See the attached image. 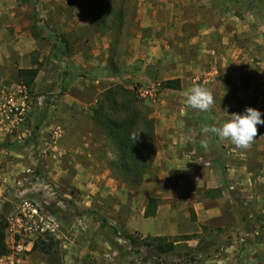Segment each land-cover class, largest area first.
<instances>
[{"label":"rangeland","instance_id":"1","mask_svg":"<svg viewBox=\"0 0 264 264\" xmlns=\"http://www.w3.org/2000/svg\"><path fill=\"white\" fill-rule=\"evenodd\" d=\"M12 1L26 3L28 10L32 12V19H45L46 25L48 20L42 12L43 3H88L91 11L92 8L104 11L107 31L100 28L104 35L97 36L91 30V37L83 38L82 41L68 34V39V35L63 33L64 21L61 18L50 20L51 31L48 37H53L44 40L40 45L48 53L41 66L43 70L53 73V79L59 86L43 92H35L32 87L26 88L27 111L25 121L20 125H4L6 123L2 121L0 111V123L3 125L0 128V150L9 149L10 158L25 165L16 173L20 181L16 180L3 192L4 197L0 198V218L8 223L7 242L10 248L7 255L0 256V264H264V254H257L255 251L250 256L249 251L245 250V243L250 238L264 243V232L257 228L264 227V217L254 210L256 199H246L243 196L245 187L239 185L230 172L231 168L244 161L245 156L225 147L216 152H209L208 149L204 151L197 144L203 141L209 147L208 144L212 140L218 141V137H215L218 139L216 140L211 134L209 139L208 132L202 131L203 134L197 130L183 142L172 141L177 147L172 153L178 156L179 161L174 162V167H166L162 163L164 157H160L159 166L156 167L153 163L141 185L136 187L125 182L113 170L112 162L116 159L117 149L106 136L107 152L99 157H80L82 154L72 156L70 152L59 154L53 148L52 143L61 136V132L57 128L51 131L48 129L55 121V110L61 95L72 87L73 90L78 89V84L85 87L87 83H91L98 86L94 94L101 91L97 94L95 103L105 87L116 84L133 89L136 94L141 86L154 87L156 101L143 102L155 119L156 129L152 141L156 151L155 160L166 149V142L161 138L166 128L159 109L166 97V88L162 86V81L170 74L162 70L163 66L156 61L158 55H149L152 34L156 32H152V27L143 24V18L138 17L141 3L148 0ZM152 1L202 3L200 9L205 10L204 13H208L209 6L214 3L232 15L242 18L254 16L264 21V0ZM79 10L82 14L84 8ZM41 31L43 29L39 32ZM106 35L113 38L107 48L108 71L98 66L105 59V50H98H102L101 38ZM2 42L8 44V41ZM75 44H79L80 51L75 50ZM85 50L92 52L91 57H85L84 52H81ZM8 52L10 50L2 45L0 56L4 58V62L9 57ZM94 54V57L100 59L99 64L88 70L73 66L78 60L94 58ZM2 63L1 61V66ZM5 64L10 65L9 61ZM109 76L114 78L108 79ZM4 81L6 82L0 86V98L3 94L15 92L16 97L21 100L26 94L19 77L14 78L9 74ZM174 98H177V94H174ZM185 120L187 126L184 131L191 134L192 121L188 117ZM203 155L210 158L209 166L199 164ZM253 157L254 155L252 159ZM104 159L107 161H102ZM0 166L2 168L1 163ZM220 179V184L216 185L218 188H215L217 193H210L218 194L224 190L233 199V209L237 215L234 225L219 227L206 220L203 222L206 228L198 236L189 240L183 239V233L189 228L188 219L192 220L190 207H194L197 200L210 197L205 191L212 189L208 187ZM162 193L169 196L159 198L164 204L160 228H166L170 234L167 237L176 240V247L171 253L159 255L150 247L144 246L143 242L148 236L155 235L159 222L142 215L140 210L147 199L155 197L152 195ZM136 201L137 204H134ZM27 203L36 207L37 213L33 214ZM221 203H225L224 198ZM168 206L171 208L168 209ZM250 211L254 212L252 216L249 215ZM170 212L176 215V220L172 216L169 219ZM127 234L136 235L140 244H131L126 238ZM35 241L44 250L34 249ZM234 242L239 244L236 246ZM18 243L24 246L20 252L15 247ZM232 244L236 246L235 254L230 257L227 248ZM243 252L247 254L244 255Z\"/></svg>","mask_w":264,"mask_h":264},{"label":"crops","instance_id":"2","mask_svg":"<svg viewBox=\"0 0 264 264\" xmlns=\"http://www.w3.org/2000/svg\"><path fill=\"white\" fill-rule=\"evenodd\" d=\"M12 2L11 0H0V50L2 45L10 50L6 62L9 61V64L14 66L5 64L4 58L0 56V62H3V66L0 65V86L6 82L4 80L9 74H12L14 78L19 77V69L41 66L43 58L48 53L47 49H42L40 45L44 43V40L53 37H48L51 31L49 29L50 20L61 18L65 27L63 33L66 36L70 34L72 38H78L81 41L83 38L91 37V30H94L97 36L102 34L101 27L94 19L88 3L84 5H79L80 3H43L42 12L48 20L46 25L45 19L42 21L32 19V12L28 10L26 3ZM68 6H70L69 10ZM200 6L202 3H153L152 0H148L146 3H141L139 9L138 17L143 18V24L151 26L152 32H156V34H152L149 55L151 57L158 55L156 61L163 66L162 70L168 71L170 74L167 79L180 78L182 83L181 89L166 88V97L159 109L166 128L161 134V138L166 142V149L155 160L154 166L156 167L159 166L161 160H158L162 156L164 157L162 163L166 167H174V162L179 161L178 156L172 153L177 149L172 141L183 142L190 138V135H194L197 130L203 133L202 131L206 127L219 126L229 118L228 115L242 113L247 107L255 108L264 114V21L254 16L242 18L232 15L222 10L221 7L218 8V5L214 3L209 6L208 13H204L205 10H201ZM80 8H84L82 14L81 10L78 11ZM37 26H39V31L43 29V32L37 31ZM97 30L100 33H97ZM101 40L103 48L98 52L105 50L104 62L100 63V59L94 57L96 55L94 54V58L87 61L78 60L73 66L81 70H88L100 63L98 66L108 71L106 70L108 67L106 57L109 56L107 48L113 38L106 35ZM2 41H8V44H4ZM16 42L17 46H15ZM75 46L77 47L75 50L80 51L79 44L78 46L75 44ZM213 50H215V54H213ZM88 51L81 52H84L85 57H91L92 52ZM2 58L3 60H1ZM16 61L19 62L16 64ZM68 72L70 77V71ZM198 75H202L203 80L195 81L194 78ZM112 78L114 76L108 77V79ZM78 85V89L70 88L61 95L58 101L55 121L48 129L51 131L57 128L61 132V136L52 143L53 148L59 154L70 152L72 156H77V154H82L80 157L105 155L107 152L105 135L91 119L92 106L96 104L95 99L101 91L94 94L98 86L91 83H87L85 87L82 84ZM196 85L207 88L213 95L214 105L208 112L188 109L184 104L185 92ZM58 86L59 83L53 79V73L43 70L42 66L31 85L35 92L47 91ZM174 94H177V98H174ZM186 117L192 121L193 132L191 134L184 131L187 126ZM261 118L264 119V115ZM2 126L0 123V128ZM43 133L48 135V132L44 131ZM211 134L210 132L207 134L209 139ZM212 135L217 138L214 134ZM155 136L157 137L158 134ZM197 144L200 146V150L208 149L209 152H216L225 147V149L239 152L245 156L243 157L244 161L231 168L230 172L231 175H234L235 181L245 187L243 196L246 199H256L254 210L264 217V126L257 125L256 139L247 149L237 148L230 141H221L220 139L212 140L208 144L209 147L202 142ZM203 146L206 147L203 148ZM8 150L7 148L0 150L2 164L0 198H2L3 192L19 179L16 175L19 168L25 166L18 160L11 159ZM253 155L254 159H252ZM201 157L204 161H208L209 165L211 164L208 156ZM203 160H199V164H202ZM102 161L106 162L107 160ZM220 181L221 179L208 188H218L216 185L220 184ZM172 183H175V179ZM152 196L158 198L159 201L155 215L148 216V218H154L159 222L158 230L154 234L170 236L166 228H160L164 204L159 200L160 197L166 198L165 196L169 195L162 193ZM223 198L225 203H221ZM149 199L140 210L142 215H145ZM134 204H137V201ZM170 208L171 206H168V209ZM193 208L197 221L188 219L189 228L183 234L202 232L201 224H204L203 222L206 220L219 227L232 226L237 220L233 209V199L229 198L224 190L218 194L212 193V196L204 198V200H197ZM253 213L250 211L249 215L252 216ZM169 216V219L175 217L176 220V215L173 213L170 212ZM257 228L264 232V227ZM250 239L245 243V250L249 251L250 256L255 251L258 252L257 254H264V243L253 240L254 238ZM234 244L237 246L239 243L234 242ZM236 246L232 244L230 248H227L230 251V257L235 254ZM243 254L247 253L243 252Z\"/></svg>","mask_w":264,"mask_h":264},{"label":"trees","instance_id":"3","mask_svg":"<svg viewBox=\"0 0 264 264\" xmlns=\"http://www.w3.org/2000/svg\"><path fill=\"white\" fill-rule=\"evenodd\" d=\"M92 14L97 24L102 30L107 31L104 11H96L92 8ZM112 30V29H111ZM40 65L30 68H22L18 71V76L22 83L28 88L38 75ZM162 86L171 89H181L180 78H169L162 81ZM91 119L101 129L104 135L111 139L117 149L115 161L112 168L115 173L123 178L131 186H139L144 180L145 174L152 168L156 151L153 146V136L155 134V119L149 113L147 105L143 102L133 89L124 85L116 84L105 89L97 103L92 108ZM136 133L139 140L133 144L130 135ZM208 189L206 194L212 196V191ZM207 195V196H208ZM158 198L151 197L145 210L146 216H153L156 213ZM192 221H197L196 212L190 207ZM6 220L0 218V256H5L10 252L7 242ZM205 230L206 226L201 225ZM198 236L197 233L183 234L185 240ZM126 238L131 244H140L136 235L127 234ZM144 246L150 247L156 254H167L175 250L176 240L169 239L165 235L148 236ZM34 249H42L38 241L34 242Z\"/></svg>","mask_w":264,"mask_h":264},{"label":"clouds","instance_id":"4","mask_svg":"<svg viewBox=\"0 0 264 264\" xmlns=\"http://www.w3.org/2000/svg\"><path fill=\"white\" fill-rule=\"evenodd\" d=\"M184 97L186 108L199 112H208L214 105L212 93L207 88L198 85L185 92ZM262 115L264 114L261 111L247 107L242 113L228 115L229 118L221 125L206 127L203 131L214 134L221 141H230L237 148L247 149L256 139L257 125L264 126ZM130 139L135 144L139 136L132 133Z\"/></svg>","mask_w":264,"mask_h":264},{"label":"built area","instance_id":"5","mask_svg":"<svg viewBox=\"0 0 264 264\" xmlns=\"http://www.w3.org/2000/svg\"><path fill=\"white\" fill-rule=\"evenodd\" d=\"M213 54H215V50H213ZM195 81H201L203 80L202 75H198L195 78ZM25 86L23 84V90L26 94L23 95V98L20 100L16 97L15 92H11L9 94H3L0 98V111L2 115V121H4L5 125L17 126L22 124L25 121V114L27 111L25 100L27 98V91ZM137 95L142 98L146 102L156 101L157 93L154 87H144L141 86L137 92ZM201 160H203V157H201ZM1 163V162H0ZM203 165H208V161H202ZM1 166H0V178H1ZM28 208L33 212V214L37 213L36 207H31V203H27ZM17 252H20L23 250L24 246L20 243H18L16 246Z\"/></svg>","mask_w":264,"mask_h":264}]
</instances>
